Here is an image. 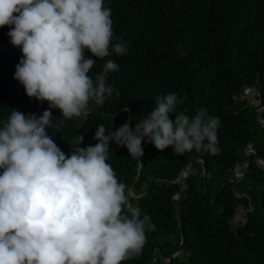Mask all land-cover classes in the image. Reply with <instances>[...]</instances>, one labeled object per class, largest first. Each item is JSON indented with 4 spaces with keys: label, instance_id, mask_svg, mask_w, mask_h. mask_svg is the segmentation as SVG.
<instances>
[{
    "label": "trees",
    "instance_id": "16d2710c",
    "mask_svg": "<svg viewBox=\"0 0 264 264\" xmlns=\"http://www.w3.org/2000/svg\"><path fill=\"white\" fill-rule=\"evenodd\" d=\"M104 3L112 12L113 43H124L128 53H113L104 60L92 57L90 52L85 55L96 59L89 73L93 78L107 60L119 65V71L109 73L106 79L120 96L117 98L114 92L102 107L90 104L82 127H76L80 121L75 119L65 121L58 131L49 128L57 146L70 155L71 147H75L71 142L79 135L84 136L81 147L94 146L96 127L101 124L109 128L112 123L115 131L131 121L134 129L136 122L155 107V98L169 93L187 98L170 119L182 112L192 117L199 108H205L220 120L216 155L195 150L178 155L171 147L158 151L145 140L139 181L140 161L129 156L126 147L110 143L107 162L126 185L128 198L131 188L139 195L131 198L133 205L140 207L142 216H150L155 225L146 233L141 254L122 264H153L151 246L159 242L166 248L161 237L174 241L166 248V257L179 247L172 201L177 185L170 181L198 157L206 160V176H202L201 163L194 162L192 168L197 173L186 178L178 201L185 242L182 254L169 264H264V170L257 166L253 154L243 181L223 176L227 169L244 162L250 145H255L264 162V127L258 121L257 108L243 99L247 89L261 85L258 99L264 106V0ZM9 31L7 26L0 28V121H6L13 109L40 117L49 104L29 98L14 78L23 54L11 44ZM249 96L255 99L254 93ZM51 112L54 120L62 119L59 109ZM239 206L248 211L245 225L233 223ZM159 264L165 263L161 260Z\"/></svg>",
    "mask_w": 264,
    "mask_h": 264
},
{
    "label": "clouds",
    "instance_id": "9594fccd",
    "mask_svg": "<svg viewBox=\"0 0 264 264\" xmlns=\"http://www.w3.org/2000/svg\"><path fill=\"white\" fill-rule=\"evenodd\" d=\"M111 17L104 0H0V28H10V42L23 54L14 78L29 98L49 104L40 117L13 109L0 121V264H122L141 254L155 225L131 204L107 162L110 143L141 164L145 140L178 155L219 152L220 120L207 109L170 119L187 99L176 93L157 96L134 129L127 122L115 131L101 124L94 146L81 147L83 135L72 140L70 155L57 146L49 128L75 119L82 127L90 104L102 107L114 92L120 96L106 79L119 65L109 59L93 78L96 59L85 55L104 60L128 53L124 43H113ZM51 109L62 119L54 120ZM189 171L187 177L196 174Z\"/></svg>",
    "mask_w": 264,
    "mask_h": 264
},
{
    "label": "water",
    "instance_id": "95a60500",
    "mask_svg": "<svg viewBox=\"0 0 264 264\" xmlns=\"http://www.w3.org/2000/svg\"><path fill=\"white\" fill-rule=\"evenodd\" d=\"M260 91H261V85H259V87L257 89H247L244 92V94L246 96L247 95L249 96L252 93H254L257 96H260ZM254 106L257 108V116H258L259 123L262 126H264V119H263L264 106L262 105L261 100L260 99H257V103ZM130 125H131V121H130ZM250 150H254L255 151V153H254V154H256V156H255V163L257 164V166L259 168H261L262 170H264V162L259 159L258 151L255 150L254 145H250L246 149V154H245V157H244V162L242 164V173L239 174L236 170H232V169H228L226 171V174L227 173H230L231 174L232 181L237 180V181L241 182V181H243L246 178V175L249 172V168L251 166L250 162L248 161L249 157L251 156ZM205 161L206 160H204L203 158H200L199 157V158H196L193 161L188 162L187 165L185 166V168L180 172L178 178L176 180L170 181L171 183L177 185V189H176V191H175V193H174V195L172 197V201H173V204L175 206V213H176V219H177V222H178V228H179V232H180V245L177 248V250H181L183 248L184 242H185V239H184V230L182 228L181 218H180L179 209H178V201L180 199V196L183 195L182 191H183V188H184V183H185V180H186V177H187V173H188L189 168L192 166V164L194 162H201L202 176L205 177L206 176V164H205ZM142 169H143V166L141 164L140 165V168H139V173H138V176H137V181L140 180V177L142 175ZM209 176L210 175L207 174V177H209ZM223 183L224 182H222V185H223ZM217 185H218L217 183H212V186L213 187H217ZM204 189H205V187H204ZM133 191H134L133 188H131L130 190H128V194H130V196H132V197H134ZM240 196H243V195H240ZM129 202H130V200H129ZM236 215H237V213H236ZM156 248H157L156 245L153 246L152 249H151V251H152V259L155 261V264H158L157 263V260L155 258V250H156ZM172 257H173V254L168 259L165 258L164 256H162L165 264H167L172 259Z\"/></svg>",
    "mask_w": 264,
    "mask_h": 264
},
{
    "label": "rangeland",
    "instance_id": "374dc122",
    "mask_svg": "<svg viewBox=\"0 0 264 264\" xmlns=\"http://www.w3.org/2000/svg\"><path fill=\"white\" fill-rule=\"evenodd\" d=\"M255 95V97H256V100H255V102H253V98L251 97V96H249L248 97V95L247 96H243V99H246L247 100V103H248V105H255L256 103H257V99H258V96L256 95V94H254ZM259 121V120H258ZM264 127V126H263ZM252 156V155H251ZM194 171L197 173V170L196 169H194ZM239 174H241L240 173V171L237 169L236 170ZM225 176V175H224ZM224 181V180H223ZM134 194V196L135 197H138L139 195H136L135 193H133ZM132 205H133V202L131 203ZM236 213H237V215H236V217H235V219L233 220V223L235 224V225H239V224H243V225H245L246 224V222H247V214H248V211L247 210H245L244 208H241V206H239V208L237 209V211H236ZM178 223V222H177ZM179 229V228H178ZM180 233V232H179ZM161 238H164V237H161ZM165 239V238H164ZM167 243H174V241L173 240H170V238H167ZM152 247L153 246H151V249H152ZM155 258H156V260H157V263L159 264L160 262H161V260H163V258L161 257V255H160V253H159V251H156L155 252ZM151 260H152V262H153V264H155V261L152 259V251H151ZM164 261V260H163Z\"/></svg>",
    "mask_w": 264,
    "mask_h": 264
},
{
    "label": "flooded vegetation",
    "instance_id": "af4514ba",
    "mask_svg": "<svg viewBox=\"0 0 264 264\" xmlns=\"http://www.w3.org/2000/svg\"><path fill=\"white\" fill-rule=\"evenodd\" d=\"M255 155H256V154H255ZM251 157H252V156H250L249 159H248L249 162H250ZM254 159H255V157H254ZM242 164H243V163H242ZM242 164H241V165L236 164L234 168H229V169H232V170H237V169H238V170L240 171V173H242ZM250 164H251V163H250ZM250 167H251V166H250ZM227 170H228V169H227ZM227 170H226V171H227ZM224 175H225V176H224ZM224 175H223L224 178L227 177V176L229 175V176H230V179H229V180L232 181V177H231V174H230V173H227V174H226V172H225ZM221 186H222V185H221ZM164 238H165V239H164L165 247H166V248H170V244L167 243V237H164ZM155 245L157 246L155 252H156V251H159L161 257L164 256L165 258H170V256L173 254V257H172V259L169 261V263H172V262H173L174 257L179 256V255L182 254V250H177V248H176V249L172 250L171 253H170L169 255H167V257H166V248H163V247L160 245L159 242L154 243L152 246H155ZM164 263H165V262H164ZM169 263H168V264H169Z\"/></svg>",
    "mask_w": 264,
    "mask_h": 264
},
{
    "label": "bare ground",
    "instance_id": "6f19581e",
    "mask_svg": "<svg viewBox=\"0 0 264 264\" xmlns=\"http://www.w3.org/2000/svg\"><path fill=\"white\" fill-rule=\"evenodd\" d=\"M249 97V96H248ZM255 100H256V97H255V99L253 98V102H255ZM264 115V114H263ZM255 146V145H254Z\"/></svg>",
    "mask_w": 264,
    "mask_h": 264
},
{
    "label": "built area",
    "instance_id": "2783aa9c",
    "mask_svg": "<svg viewBox=\"0 0 264 264\" xmlns=\"http://www.w3.org/2000/svg\"><path fill=\"white\" fill-rule=\"evenodd\" d=\"M191 173L190 171L188 172V174Z\"/></svg>",
    "mask_w": 264,
    "mask_h": 264
}]
</instances>
